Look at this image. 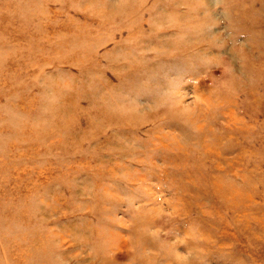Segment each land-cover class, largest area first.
Segmentation results:
<instances>
[{
	"label": "rangeland",
	"instance_id": "obj_1",
	"mask_svg": "<svg viewBox=\"0 0 264 264\" xmlns=\"http://www.w3.org/2000/svg\"><path fill=\"white\" fill-rule=\"evenodd\" d=\"M0 264H264V0H0Z\"/></svg>",
	"mask_w": 264,
	"mask_h": 264
}]
</instances>
